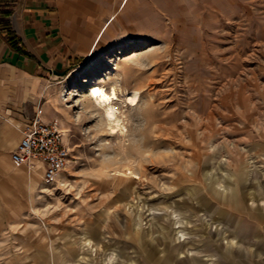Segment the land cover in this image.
Segmentation results:
<instances>
[{
	"label": "rangeland",
	"instance_id": "1",
	"mask_svg": "<svg viewBox=\"0 0 264 264\" xmlns=\"http://www.w3.org/2000/svg\"><path fill=\"white\" fill-rule=\"evenodd\" d=\"M105 40L52 92L68 169L0 188V264H262L264 0H129Z\"/></svg>",
	"mask_w": 264,
	"mask_h": 264
},
{
	"label": "crops",
	"instance_id": "2",
	"mask_svg": "<svg viewBox=\"0 0 264 264\" xmlns=\"http://www.w3.org/2000/svg\"><path fill=\"white\" fill-rule=\"evenodd\" d=\"M128 2L0 0V188L15 186L12 153L21 127L37 116L57 119L56 83L108 46L105 38Z\"/></svg>",
	"mask_w": 264,
	"mask_h": 264
},
{
	"label": "built area",
	"instance_id": "3",
	"mask_svg": "<svg viewBox=\"0 0 264 264\" xmlns=\"http://www.w3.org/2000/svg\"><path fill=\"white\" fill-rule=\"evenodd\" d=\"M22 138L12 153L16 165L31 175L42 173L47 181L57 180L75 158L60 120L45 121L40 116L26 122Z\"/></svg>",
	"mask_w": 264,
	"mask_h": 264
},
{
	"label": "bare ground",
	"instance_id": "4",
	"mask_svg": "<svg viewBox=\"0 0 264 264\" xmlns=\"http://www.w3.org/2000/svg\"><path fill=\"white\" fill-rule=\"evenodd\" d=\"M100 81H101V79L98 78L92 84V86L90 88V93L88 94V96H90L93 99V102L95 104H99L100 106H102L105 109L106 118L108 119V121L111 124V127L114 129V131H117L118 128H122L125 131L126 125L123 123V119L119 115V109H118V106L116 104L117 100L122 99V100L126 101L127 104L135 105V104H138L141 100V92L139 89H133V90H129L127 93L123 94V90L121 89V87L119 85L113 84V86L109 89V87H107L105 84H103ZM97 93H100V94H97ZM104 97H109V99L105 100ZM131 169H129L130 171L127 173L133 172ZM241 202H242L241 204H244L243 199H241ZM176 223H177L176 226H182L184 221L180 217L179 220H176ZM180 237H181V239L182 238L185 239L188 237V235L186 234V232L183 231V233L180 234ZM148 249L153 250V248H149V247H148ZM70 251L73 254H76V252H77L74 248H70ZM44 263L46 264V261H44Z\"/></svg>",
	"mask_w": 264,
	"mask_h": 264
},
{
	"label": "snow or ice",
	"instance_id": "5",
	"mask_svg": "<svg viewBox=\"0 0 264 264\" xmlns=\"http://www.w3.org/2000/svg\"><path fill=\"white\" fill-rule=\"evenodd\" d=\"M97 94H100V93H97ZM104 99H105V100H108V99H109V97H104Z\"/></svg>",
	"mask_w": 264,
	"mask_h": 264
},
{
	"label": "trees",
	"instance_id": "6",
	"mask_svg": "<svg viewBox=\"0 0 264 264\" xmlns=\"http://www.w3.org/2000/svg\"><path fill=\"white\" fill-rule=\"evenodd\" d=\"M11 39H12L13 41H15V40H14V39H15V38H14V36H12V38H11Z\"/></svg>",
	"mask_w": 264,
	"mask_h": 264
}]
</instances>
